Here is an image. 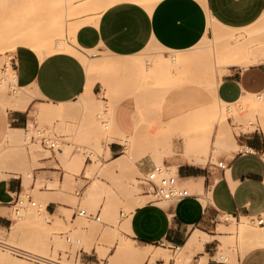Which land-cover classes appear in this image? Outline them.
Instances as JSON below:
<instances>
[{
    "label": "rangeland",
    "instance_id": "1",
    "mask_svg": "<svg viewBox=\"0 0 264 264\" xmlns=\"http://www.w3.org/2000/svg\"><path fill=\"white\" fill-rule=\"evenodd\" d=\"M159 1L143 0L142 4L152 11ZM102 2L103 0H0V80L2 78L5 80V82L0 81V179L9 177L10 174L25 177L26 173L41 165L38 158L56 159L65 170L63 187L71 183L73 184L71 189L80 194L77 196H83L79 210L86 209L91 212L93 211L90 207L91 203L96 202L99 207L102 204L99 220L95 216L89 218L79 214L75 221H68L65 224L57 214L46 213L44 206L49 199L47 197L49 193L40 192L39 188L46 182L38 177L34 190L29 186L26 188L24 186L21 195V199L24 200L23 204L14 201L3 208L4 216L0 218V226H2L0 227V238L39 255L61 260V263L76 264L83 260L86 264L90 262L139 264L140 260L132 257L130 253L127 254V251L115 258L108 256L101 258L100 251L109 247V251L115 252L119 234L123 232L119 228V223L123 218L121 212L129 214L133 204L143 195L137 181L142 172L136 167L135 162L149 154L138 152L135 146L127 151V162L120 166V181H115V189L109 188L104 201L99 198L88 199L84 196L89 185L81 180L85 161L90 159L92 163L87 165L86 175L91 176L94 172H98L99 176H105L107 166L102 161V158L106 156L105 144L127 133L135 135L136 141H146L148 140L146 135L150 136L151 133H155L158 141L160 140V150L152 152V156L159 165L163 164L159 159L169 153L167 152L169 150L168 140L174 135L182 136L184 142L196 155H203L205 160L212 156V160L217 162L219 156L229 151L217 140L216 129L220 125L219 116L207 110L205 101L206 98L212 97L208 88L210 78L221 77L226 69L215 65L212 44L214 45L216 40L212 37L210 30L207 32L206 42L203 36L201 42L184 52H170L157 44H151L140 53L128 57H119L104 49L79 50L93 65L90 71L87 69V77L90 76V79H96L95 81L98 82L96 95L91 97V103L87 104L88 106L82 105L78 97L79 99L67 103V106L72 105L71 113L67 112L62 116H40L37 113L39 102L53 108L61 105L37 95L36 100L26 109L25 123L13 121L15 113L13 106L17 104L18 98L15 92L19 91H16L18 88L15 86H10L6 80L7 77L5 78L9 72L6 66L12 64L16 52V50L12 51L10 46L17 45L25 32L43 37L65 35L70 38L75 28L86 20L72 22L71 18L97 12V7ZM50 21L53 22V28H50ZM213 23L209 21V25ZM250 30H252L251 34L248 30L247 34L245 30L238 31L246 34V41L251 49L257 52V48L259 51L263 48L261 51H264V18L260 19ZM208 38H213V40ZM201 46L203 47L201 50L204 51H200ZM173 53L180 55L181 58L186 56L188 60L183 58L187 61L186 64L174 66V73L155 68L159 54L168 56ZM191 55L194 56L193 61L197 59L196 62L191 60ZM251 57L250 54L248 58ZM102 59L106 61L133 59L138 64L133 67H123L119 63L102 65L100 63ZM8 60L10 63L7 65ZM201 65L204 70L201 69ZM146 67L150 69V74L147 73L146 81H141L138 74ZM158 70L162 71L157 72ZM204 71L211 77L207 76ZM255 109L245 108L238 113L239 116L229 117L232 130L234 132L245 130L244 133L258 127L264 130V117ZM11 126L20 127L23 133L17 131L15 141L7 142L5 136L9 133ZM52 142L56 144L55 149L50 146ZM74 176H78L77 182ZM77 185L81 187L77 188ZM29 194L33 195L35 205L27 201ZM143 196L146 197V202L153 199L152 196ZM17 210L24 215V219L16 220ZM243 219L254 227L264 226V223H258L257 218L241 217L235 219L234 223L221 215L214 220L213 234L229 233V230ZM16 221L19 222V229L12 233L10 226ZM230 243L226 252L230 256L229 261L232 256L241 255L248 245L247 241L240 244ZM156 246L167 248L171 256L177 251V247L171 245L156 244ZM218 246L219 242L216 240L214 251H218ZM87 247H91L92 251L95 249L100 259L96 261L85 259ZM92 251L89 253L91 254ZM162 262L158 261L159 264ZM0 264L44 263L41 259L20 256L0 246ZM143 264L156 263L144 261Z\"/></svg>",
    "mask_w": 264,
    "mask_h": 264
},
{
    "label": "crops",
    "instance_id": "2",
    "mask_svg": "<svg viewBox=\"0 0 264 264\" xmlns=\"http://www.w3.org/2000/svg\"><path fill=\"white\" fill-rule=\"evenodd\" d=\"M263 15L264 0H160L152 11L140 2L122 0L98 13L89 12L71 18L72 22L86 19L74 30L75 39L71 42L81 51L104 49L119 57L138 54L151 44L160 45L170 52H184L201 42L209 31V21L215 20L231 27H244L256 23ZM15 50L11 66L18 87L34 88L40 98L53 103L75 101L83 92L87 71L76 55L61 51L41 58L29 46L18 45ZM225 69L222 76L217 77L216 92L208 85L212 97L206 98V108L215 101L216 95L226 103H236L247 93H264V60L247 66L232 65ZM97 86L98 82L93 87L94 92ZM35 100L36 98L32 102ZM14 111L13 121L24 124L26 109ZM218 128L219 126L216 134ZM244 131H233L240 149L225 147L229 153L218 157V161L227 164L226 168L219 167L218 161H213L212 156L205 160L203 155H196L182 136L174 135L168 140L169 153L159 160L170 167L172 174L178 177L179 184L188 187L191 194L175 202L147 201L139 205L135 202L129 214H122L123 218L119 223V228L123 231L121 233L131 238L135 244L140 243L138 245L179 247L187 242L195 230H200L211 239L206 240L203 249L196 251L186 264H264V246L251 249L244 255L232 256L231 261L229 258L218 260L215 256L217 251H214L216 240L220 244L218 235L223 234H213V223L218 216L225 213L240 218L264 215V130L258 127L250 132ZM129 136L134 135L127 133L105 144L106 156L102 158L107 166L105 176H99L98 172L86 175L87 165L92 164L90 159H86L83 169L81 167V180L90 184L94 178H100L108 185V190L115 189V181H120V166L123 165L120 163L119 166L115 160L123 156L127 158V151L134 146L138 152L149 154L135 162L141 172L156 165L152 152H159L160 140L158 141L155 133L146 135L148 140L137 141L135 144L130 143ZM38 162L41 165L33 168V180L25 188L29 186L34 190L38 177H41L46 183L39 188L40 192L49 193L44 206L46 213L57 214L65 224L75 221L83 196H77L80 194L71 189V183L68 187H63L65 170L59 161L38 158ZM74 178L77 182L78 176ZM23 179L24 177L15 174L0 179V218L4 216L3 208L22 195ZM48 183H56L57 186ZM78 187L81 185H77ZM28 197L33 199L32 194ZM102 197L101 200L104 201L106 194ZM101 206L96 202L91 203V213L100 216ZM128 217L127 228L123 229L122 225ZM119 242L115 252L109 251V247L104 248L107 251H104L101 258H115L124 253L125 250L117 248ZM89 248L85 259L99 260L95 249L92 251ZM159 260L163 261L161 264H165L162 259L154 262L159 264ZM144 261L150 260H140L139 264ZM169 264H174V259Z\"/></svg>",
    "mask_w": 264,
    "mask_h": 264
},
{
    "label": "bare ground",
    "instance_id": "3",
    "mask_svg": "<svg viewBox=\"0 0 264 264\" xmlns=\"http://www.w3.org/2000/svg\"><path fill=\"white\" fill-rule=\"evenodd\" d=\"M119 1H122V0H103L102 4H100V6L97 7V13L104 10L106 7L112 5L116 2H119ZM129 1H136V2L142 3L143 0H129ZM94 15H97V14H94ZM98 16L99 15H97V17ZM263 18H264V15L261 17V19H263ZM50 22H51L50 28H53L52 27L53 22L52 21H50ZM213 22H214L213 24L208 26L209 27L208 30H210L212 32V35H213L212 37L216 40V43H214V45L212 44V46H213L212 50H213V54L215 57L214 62H215L216 66L224 69V68H226L228 66H232V65H246L247 66L249 64L257 63L259 61L264 60V51H261L263 48L260 49V51H259V48H257V52H256L254 49H251L250 45L248 44V41H246L247 30H248V33L251 34L250 31L252 32V30H250V29H252V27L255 26V24L258 21L256 23H252L251 25L244 26V27H231V26H227V25H223V24H220L218 22H215V20H213ZM238 30L239 31L245 30L246 34L242 33V31L239 32ZM54 32H52V33H54ZM207 32L204 35L205 42L207 39ZM57 34H59V32ZM213 38L212 39L210 38V39L213 40ZM74 39H75L74 34L70 38H67L65 35H58V36L49 35L48 37H45V36L43 37V36H40L38 34L32 35V34L25 32V35L22 36V39H20L19 43L17 45L10 46V49L12 51H14L18 45L29 46V47H32L34 49V51H36L41 58H44V57H46L49 54H52L54 52H61V51L69 52V53H72V54L76 55L77 57H79V59H81V61L85 65L86 71H87V69L90 71L93 68L92 67L93 65L91 64V62H89L86 59V57L77 48H75L72 45L71 41H74ZM202 48L203 47L201 46L200 51H204V50H201ZM204 49H205V47H204ZM199 52H197V53H199ZM250 54H251V56H253L252 59L248 58L250 56ZM191 56H192L191 60L193 61L194 56L193 55H191ZM183 58H181L180 55L175 54V53L168 55V56H166L164 54H159V57L156 59V62H155L156 63L155 68L165 69V71L167 73L168 72L174 73L175 72L174 66L181 65L182 63L186 64L187 61L183 60ZM185 58H187V57L185 56ZM186 60H188V58ZM8 61H6L7 65L10 63V61L9 62ZM196 61H197V59L194 60L193 62H196ZM100 63H102V65H107V63H108V65H111V64L117 65L119 63L123 67H133V66H136L138 64V63L136 64L135 60H133V59L132 60L131 59L130 60L129 59L128 60H121V61L120 60L119 61L118 60L117 61H106L105 59H102ZM204 67H206V66H204ZM6 69L9 71L7 73L8 76H5V78L7 77L6 80H8L10 86H12V87L15 86L16 88H18V89H16V91H19V92H15L18 94V98H17V104H14L13 109L25 110L28 108V106L32 102V100L34 98H36L38 93L34 88L18 87L16 85L15 72L12 69L11 63L8 65V67L6 66ZM201 69L204 70V68H202V65H201ZM201 69H199V70H201ZM149 71H150V69L148 67H146L145 69H142V71H140L138 74V77H140L139 80L146 81L145 79H147L148 74H150ZM160 71H162V70H158L157 72H160ZM209 72H211V71H209ZM166 74H164V75L167 76ZM206 75H207V73H206ZM88 76H89V74H88ZM207 76H209V75H207ZM89 77H87V82H86V85L84 87V90L81 93V95L79 96L81 99V103H83L82 105H86V106H88L87 104L91 103L90 99H92L94 97L93 95H96L94 90H93V87L97 81H95L96 79L92 80V79H90L91 77L90 78ZM209 77H211V76H209ZM142 79H144V80H142ZM1 80L5 82L4 78H2ZM217 84H218L217 77L216 76L211 77L209 82H208V85L211 87V90H213L214 92H216ZM105 97H106V95H105ZM215 97H216L215 101L211 105L207 106V110L209 109L212 111V113L214 112L217 116H219L220 125H219V128L217 130V134H216L217 140H219L220 145H222L223 147H226L227 149L228 148L240 149L239 144H237L235 142V139L233 136V130L229 125L228 118L230 116H234V117L239 116L238 113L242 112V110L245 108L246 109L247 108L248 109L249 108H256L255 110H258V112L263 115L262 117H264V93H262L260 95H258V94L256 95L254 93H250V94L247 93V95L245 94V96L243 95L241 97V99L237 100L236 103L235 102L234 103H226V102L220 100L217 97V95ZM67 103L68 102L57 103V104H60L61 106L57 107V108H53V107L47 106V104H45L43 102H39V104L37 106V108H38L37 113L40 116H42V115H54V116H56V115L60 116L61 115L62 116V114L63 115L65 113L67 114V112L71 113V111H73L72 105L67 106ZM154 121H155V119H154ZM110 129H111V127H110ZM21 130L22 129L20 127L10 128V131L7 134L5 140H7V142L8 141H15V137H16L15 134H17L16 132L21 131ZM141 131H143V130H141ZM128 139H129L131 144H135L137 142L135 135L129 136ZM130 143L127 145H130ZM82 159H84V158H82ZM82 159L80 161H82ZM126 159L127 158L125 156H123V157L115 160V162L118 163V165L120 166V163L125 164L127 162ZM32 177H33V171H29L28 173H26V175L23 179L24 186L29 185L30 181L33 180ZM49 185H51V186L56 185V183L55 184L50 183ZM107 191H108V185L103 180H101L100 178H96V179L94 178V180L89 184L84 196L86 198H89V199H94V198L102 199L103 198L102 196H104L107 193ZM145 198L146 197L143 195L140 196L136 202V205L145 203L146 202ZM15 214H16V220L24 219V215L20 214L19 210H17V212ZM128 219H129V217L124 221V223L122 225L123 229L127 228ZM231 222L235 223L236 221L232 220ZM18 223L19 222L16 221V222L12 223L13 224L12 226H10L11 227L10 230L13 231L12 233H15L18 231V229H19ZM236 225L237 226H235L231 230H229V233H223L221 235H218V239L220 241V244L218 247V251L215 255L218 260L219 259L220 260L221 259L222 260H228L229 255H227L226 252H227V248H228V245L230 242H234L236 244H238V243L240 244V243H243L246 241L248 242L246 249L242 252L241 255H244L246 252H248L251 249L264 246V226H261L260 228L254 227V226L250 225L246 219L241 220ZM118 239H119L118 241H120L119 246H117L118 249H120L121 251L122 250L127 251L128 252L127 254L130 253V255H132L133 257L139 258L141 261H143L145 259H149L150 263H152V262L154 263V261H156L157 259H162V260H164L165 264H169L170 259H174V264H186L188 261H190L191 256L196 251L203 249L204 242L206 240L211 239V237L203 231L195 230V232L192 233V235L189 237V239L187 240V242L184 245L177 247V251L173 256H171L169 254L167 248H165V247L155 246V245H151V244L137 245V244H135V242L132 239H130L124 233L119 234ZM117 244H118V242H117ZM0 246L3 248H6L7 250H11L12 252H14V250H17L16 248H18V250H20V249L25 250V248L20 247V245L16 246V245L12 244V242H10L6 239L3 240L1 238H0ZM98 247L100 248L101 246H98ZM87 249H90V248L87 247ZM105 249L103 248V250L100 251L101 256L104 255V251H107ZM40 256H41L40 259L43 261L44 264H61V262H62L61 260H58V259H55L52 257H48L46 255L40 254ZM2 259H3V257H2ZM204 259H206V258H204ZM64 264H67V263H64Z\"/></svg>",
    "mask_w": 264,
    "mask_h": 264
},
{
    "label": "built area",
    "instance_id": "4",
    "mask_svg": "<svg viewBox=\"0 0 264 264\" xmlns=\"http://www.w3.org/2000/svg\"><path fill=\"white\" fill-rule=\"evenodd\" d=\"M50 146L55 149L56 144L52 142ZM217 165L221 168L227 167V164L224 161H218ZM137 181L141 193L143 195L153 197V199L150 200L151 202H158L162 200L175 202L191 194V191L189 190L188 187L179 184L178 177L176 175H173L170 167L165 164L162 165L156 164L147 171L142 172V175L138 177ZM15 201H17L20 204L24 203V200L21 199V196H18L15 199ZM27 201L29 203H32L33 205L36 204V202L33 201V199H30L29 197ZM79 214L85 215L89 218H94L95 216L97 220L100 219V216H98L97 214L93 215L91 212L86 211V209L80 210ZM121 214H124V212H122ZM222 216L226 220H235L237 218H240L236 215L227 214V213L223 214ZM252 218H257L259 224L264 223L263 216L252 217ZM16 249L17 250H14V253H16L17 255L29 257L32 259L41 258L39 254H36L32 251L26 249L25 250L22 249L18 250V248ZM76 264H86V262L80 260Z\"/></svg>",
    "mask_w": 264,
    "mask_h": 264
}]
</instances>
